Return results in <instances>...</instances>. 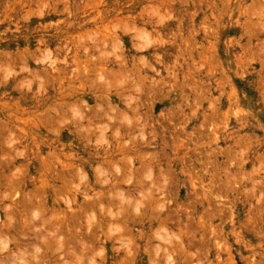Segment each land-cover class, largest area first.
I'll use <instances>...</instances> for the list:
<instances>
[{"label":"rangeland","instance_id":"rangeland-1","mask_svg":"<svg viewBox=\"0 0 264 264\" xmlns=\"http://www.w3.org/2000/svg\"><path fill=\"white\" fill-rule=\"evenodd\" d=\"M0 237V264H264V0H0Z\"/></svg>","mask_w":264,"mask_h":264},{"label":"bare ground","instance_id":"bare-ground-1","mask_svg":"<svg viewBox=\"0 0 264 264\" xmlns=\"http://www.w3.org/2000/svg\"><path fill=\"white\" fill-rule=\"evenodd\" d=\"M35 237H37L38 238V236H35ZM1 238V237H0ZM43 238V237H42ZM45 238V237H44ZM65 238V237H64ZM40 239V238H39ZM60 244V243H59Z\"/></svg>","mask_w":264,"mask_h":264}]
</instances>
